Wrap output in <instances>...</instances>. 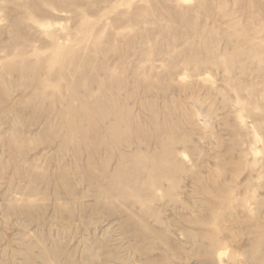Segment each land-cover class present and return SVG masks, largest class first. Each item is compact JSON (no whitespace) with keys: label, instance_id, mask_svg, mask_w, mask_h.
Returning <instances> with one entry per match:
<instances>
[{"label":"rangeland","instance_id":"1","mask_svg":"<svg viewBox=\"0 0 264 264\" xmlns=\"http://www.w3.org/2000/svg\"><path fill=\"white\" fill-rule=\"evenodd\" d=\"M0 264H264V0H0Z\"/></svg>","mask_w":264,"mask_h":264}]
</instances>
